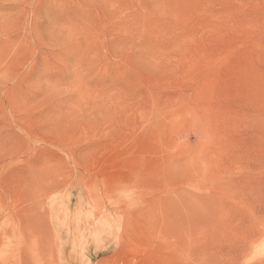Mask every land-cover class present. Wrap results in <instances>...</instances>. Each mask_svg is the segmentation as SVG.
<instances>
[{
  "label": "rangeland",
  "instance_id": "obj_1",
  "mask_svg": "<svg viewBox=\"0 0 264 264\" xmlns=\"http://www.w3.org/2000/svg\"><path fill=\"white\" fill-rule=\"evenodd\" d=\"M262 46L264 0H0V264H264Z\"/></svg>",
  "mask_w": 264,
  "mask_h": 264
},
{
  "label": "bare ground",
  "instance_id": "obj_2",
  "mask_svg": "<svg viewBox=\"0 0 264 264\" xmlns=\"http://www.w3.org/2000/svg\"><path fill=\"white\" fill-rule=\"evenodd\" d=\"M256 56V60L253 57ZM253 57L246 58L247 104L244 112V124L248 132L253 133L256 144L262 152L260 160H264V46ZM256 64H254V62ZM261 161V162H262ZM261 164V163H260ZM260 164H258L260 166Z\"/></svg>",
  "mask_w": 264,
  "mask_h": 264
}]
</instances>
